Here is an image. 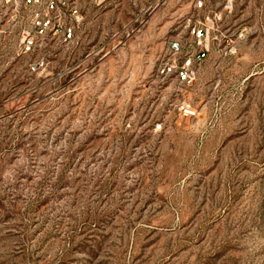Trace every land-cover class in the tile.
I'll use <instances>...</instances> for the list:
<instances>
[{
    "label": "rangeland",
    "instance_id": "374dc122",
    "mask_svg": "<svg viewBox=\"0 0 264 264\" xmlns=\"http://www.w3.org/2000/svg\"><path fill=\"white\" fill-rule=\"evenodd\" d=\"M196 1L0 0V264H264V0Z\"/></svg>",
    "mask_w": 264,
    "mask_h": 264
},
{
    "label": "built area",
    "instance_id": "2783aa9c",
    "mask_svg": "<svg viewBox=\"0 0 264 264\" xmlns=\"http://www.w3.org/2000/svg\"><path fill=\"white\" fill-rule=\"evenodd\" d=\"M19 1L35 7L33 22L37 33L47 34L53 31L54 34L61 35L65 42H71L75 38L76 27L81 17L78 0ZM203 4V0L196 1V7H202ZM65 17L69 21H66ZM193 33L200 49L197 52L188 51L181 55L180 63H164L160 70L163 74L175 72L179 80L185 84H191L194 81L196 64L206 56L208 50L205 43V28L199 25L194 26ZM32 44H34V38L28 36L27 46L30 48ZM169 50L174 54H181L182 46L179 41H170Z\"/></svg>",
    "mask_w": 264,
    "mask_h": 264
}]
</instances>
